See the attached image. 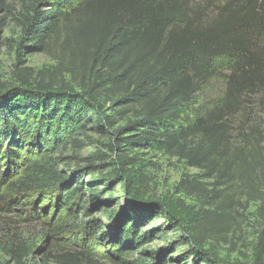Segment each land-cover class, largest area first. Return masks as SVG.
<instances>
[{
    "label": "trees",
    "instance_id": "16d2710c",
    "mask_svg": "<svg viewBox=\"0 0 264 264\" xmlns=\"http://www.w3.org/2000/svg\"><path fill=\"white\" fill-rule=\"evenodd\" d=\"M210 6L211 0H0V29L6 16L15 18L18 50L54 63L19 74L14 84L0 79V215L18 211L15 220L28 224L52 214L55 232L66 234L73 250L96 235L109 255L125 257L154 238L143 229L163 215L189 244L192 264H226L206 249L228 233L226 200L217 203L220 193L209 192L218 205L199 226L181 202L150 199L134 155L176 158L216 189L236 186L255 199L247 190L264 178V160L261 143L244 133L242 115L255 97L264 100V0H228L216 12ZM115 114L132 119L113 131L122 137L111 141L108 155L59 169L58 153L82 145L90 128L111 130ZM112 183L122 184L126 198L109 216L111 236L102 219L71 224L90 215L93 204L104 210L113 201L105 199ZM175 190L191 194L185 181ZM258 195L264 199V189ZM74 251L73 261L94 264ZM165 262L159 257L156 264ZM250 264H264V226Z\"/></svg>",
    "mask_w": 264,
    "mask_h": 264
},
{
    "label": "rangeland",
    "instance_id": "374dc122",
    "mask_svg": "<svg viewBox=\"0 0 264 264\" xmlns=\"http://www.w3.org/2000/svg\"><path fill=\"white\" fill-rule=\"evenodd\" d=\"M227 1L211 0L210 12H216V9ZM20 41V23L15 18L6 16L4 25L0 29V79L3 83L14 84L19 74H28L30 71L37 73L54 67V63L41 54H29L18 50ZM131 119L130 116L123 119L115 114L112 116L114 125L111 130L98 131L90 128L87 132L88 140L80 137L82 145L71 146L61 154H57L62 155L64 161L59 169L84 168V159L91 155L96 153L108 155L111 141L120 143L118 139L122 137L115 135L113 131L121 129ZM242 121L245 122L244 133L252 135L251 143L253 145L261 143L259 153L264 160V100L255 97L244 110ZM240 127H242L241 123L233 125L232 134H235ZM251 129H254V133ZM134 155L143 163L142 172L150 182V199L153 201L171 199L181 202L193 214V218H197L199 226L206 223L202 218L204 213L214 210L218 205L212 204L207 199L209 192L220 193V200L217 203L226 200L225 211L230 214L232 223L228 226L226 236L208 242L206 249L226 264L251 263L255 238L264 226V199L256 198L259 197L258 192L261 188L264 189V178H256L253 182L255 185L247 190L250 194L256 195L255 199L250 200L245 194L246 190L238 189L236 186L216 189L214 182L204 178L203 173L189 168L176 158L145 150H135ZM84 181H87V178ZM181 181L189 185L191 194L176 192L175 187ZM197 185H200L203 192L198 193ZM108 188L111 190L109 192L111 195L106 194L105 199L110 198L113 201L108 206H104V210L93 204L90 215L79 214L77 221L73 220L71 224L77 222L84 224L87 221L102 219L107 224L103 232L111 236L112 221H108L109 216L112 212L121 209L120 205L125 204L126 196L121 183H112ZM262 195L261 193V198ZM57 214L58 212L55 213ZM18 215H20L18 211H12L5 216L0 215V264H83L80 260L73 261L68 257L75 255L74 250L89 254L94 264H156L159 257L165 259V264L193 263L190 246L182 237L181 231L170 225L163 215H158L143 229L146 232H154V238L147 244L130 250L128 257L118 254L109 255L107 247L101 245L102 240H98L96 235H92L83 246L73 250L67 242L66 234L55 232L58 222L54 221L52 214L42 221L28 224L15 220V216ZM72 215V218L77 216V212ZM114 236L112 235L111 239ZM121 258L125 260L121 261Z\"/></svg>",
    "mask_w": 264,
    "mask_h": 264
}]
</instances>
